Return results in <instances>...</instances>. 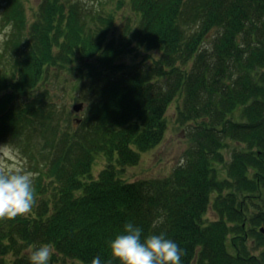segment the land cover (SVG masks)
Masks as SVG:
<instances>
[{
  "label": "trees",
  "instance_id": "1",
  "mask_svg": "<svg viewBox=\"0 0 264 264\" xmlns=\"http://www.w3.org/2000/svg\"><path fill=\"white\" fill-rule=\"evenodd\" d=\"M128 3L118 31L81 0H41L32 19L25 0H1L0 144L29 141L32 154L33 131L42 143L32 212L0 220V264H30L43 244L49 264H120L109 245L129 222L178 244L181 264H264V0ZM137 49L139 62L120 61ZM58 69L83 79L87 102L66 126L39 89ZM175 100L184 164L125 179L164 140Z\"/></svg>",
  "mask_w": 264,
  "mask_h": 264
},
{
  "label": "rangeland",
  "instance_id": "2",
  "mask_svg": "<svg viewBox=\"0 0 264 264\" xmlns=\"http://www.w3.org/2000/svg\"><path fill=\"white\" fill-rule=\"evenodd\" d=\"M41 0H25V6L27 8V14L30 19L33 18L35 11L38 9V5ZM86 5H92L94 8H99L101 12L105 14H114L118 31L123 24L127 21V17L133 18L134 13L129 7L128 0H81ZM0 17H1V0H0ZM132 22V20H131ZM120 28V29H119ZM9 27H3L0 18V47L7 37ZM142 50H135L126 54L120 61L127 64H133L139 62L143 58ZM48 77L41 83L40 90L43 87L49 89L51 94V100L54 103L56 110L55 117L61 120V123L66 126L67 120L75 121V118L80 119L85 114V108L87 102L82 99V91L78 88V82L81 84L83 79L77 80L75 73H71L66 70L52 71ZM83 102L84 108L76 112L74 105L76 103ZM178 100H175L168 109V129L164 140L154 147L153 149L142 154L141 160L137 165L124 168L123 177L128 180H137L143 178H159L170 175L175 167L178 166L180 159L185 161V152L192 145L188 132L190 125L180 124L177 120V106ZM80 122V121H79ZM32 139L36 141L34 145L36 148L28 152L29 141L26 143L19 141L16 144H9L14 150L18 152L19 165L24 171L31 172L33 178L35 175V161L41 157L38 154L39 144L42 143L41 137L35 131L29 132ZM26 136V135H25ZM24 136V137H25ZM31 139V138H30ZM25 140V139H23ZM28 140V139H27ZM24 144L26 149L24 148ZM5 145V144H0ZM31 151V150H30ZM227 158H229V150L226 151ZM34 156V157H33ZM106 165L103 158L96 161L94 167V173L97 174L100 169ZM208 219L212 220L216 218V214L211 208L207 213ZM34 249H29V253Z\"/></svg>",
  "mask_w": 264,
  "mask_h": 264
},
{
  "label": "clouds",
  "instance_id": "3",
  "mask_svg": "<svg viewBox=\"0 0 264 264\" xmlns=\"http://www.w3.org/2000/svg\"><path fill=\"white\" fill-rule=\"evenodd\" d=\"M18 152L9 144L0 145V220H11L27 216L36 202L33 174L19 165ZM184 164L180 159L178 166ZM142 229L133 223H126L124 234L117 235L110 242L113 259L120 264H181L184 250L165 234L149 235L142 240ZM54 249L43 244L29 254L30 264H49ZM91 264H104L100 257H94ZM106 264H112L109 260Z\"/></svg>",
  "mask_w": 264,
  "mask_h": 264
},
{
  "label": "water",
  "instance_id": "4",
  "mask_svg": "<svg viewBox=\"0 0 264 264\" xmlns=\"http://www.w3.org/2000/svg\"><path fill=\"white\" fill-rule=\"evenodd\" d=\"M83 108H84V103H83V102H79V103H76V104L74 105V110H75L76 112L81 111ZM78 120L80 121V119H78ZM79 121H78V122H79Z\"/></svg>",
  "mask_w": 264,
  "mask_h": 264
}]
</instances>
